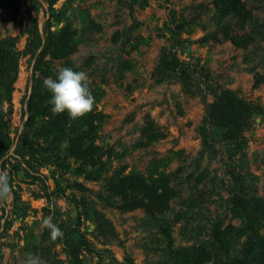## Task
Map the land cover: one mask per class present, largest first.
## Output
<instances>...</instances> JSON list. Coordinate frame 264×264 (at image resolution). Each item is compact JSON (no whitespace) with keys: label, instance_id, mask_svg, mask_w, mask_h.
<instances>
[{"label":"rangeland","instance_id":"obj_1","mask_svg":"<svg viewBox=\"0 0 264 264\" xmlns=\"http://www.w3.org/2000/svg\"><path fill=\"white\" fill-rule=\"evenodd\" d=\"M4 40L19 54L8 101L0 60V264H178L201 247L199 264H245L247 223L264 236L242 223L264 201V0H0ZM64 67L96 103L60 131L43 80ZM165 187V206L147 202Z\"/></svg>","mask_w":264,"mask_h":264},{"label":"trees","instance_id":"obj_2","mask_svg":"<svg viewBox=\"0 0 264 264\" xmlns=\"http://www.w3.org/2000/svg\"><path fill=\"white\" fill-rule=\"evenodd\" d=\"M236 2H232L231 4H227L226 7L223 6V8L221 9V13H227V14H233V15H237V11L239 9L243 10L244 5L240 4L238 6H235ZM48 29H46L47 31ZM29 33V36L31 35V38L28 39V42L26 44L25 47V51L33 53L35 48L39 46L41 38L40 35L37 31V28L34 27L33 30L31 31H27ZM58 35V34H57ZM59 38L66 40L69 44V36L64 35L63 33H59ZM60 40V39H59ZM5 41V40H4ZM6 42V41H5ZM3 42V43H5ZM67 42L65 43V45L67 44ZM0 44H2V41H0ZM69 46V45H68ZM50 42L48 40H46V42H44L42 49L40 50L39 55L42 56L44 54V52H46L47 50L50 49ZM4 48L3 49L0 45V60H2V64L3 67L6 66V68H3V74L4 76L7 74V69H8V75H10V77L8 78V82L5 85V97L4 100L8 101V99L10 98V91H11V80L10 79L16 72V68H17V55L19 54V52L17 50L14 49L13 43L10 44L9 41H7L4 44ZM49 48V49H48ZM65 54V52H64ZM38 58V57H37ZM53 79L56 78V75L54 74L52 76ZM10 79V81H9ZM213 106V105H212ZM27 109L32 111V104L29 102L27 105ZM33 113H35L36 111H32ZM61 116H57L58 122L57 124H55L54 122L51 123L57 130L62 131L66 124H67V113H63V114H59ZM210 112L208 110V106L205 107V111H204V121L209 122L210 120ZM81 127L83 126H78V125H73V128L78 131ZM74 131V132H76ZM79 137L77 138H72L70 137L69 139V148L71 149V152H75L74 148L76 149L79 146ZM146 196L145 199H147V202H149V204H152L154 201H158L160 204H163V206H165V204H167V199L169 197H171L169 189L167 187H165L164 189L161 190V192H157L156 189H152V191H149L148 193H145ZM151 198V199H150ZM243 210H245L246 214L244 213L243 216V221L242 223L244 224L245 221H248L250 219H256L257 222L259 219H263L264 220V201H261L259 199H256L255 201H253L252 203L248 204V207L245 208L243 207ZM248 225L245 226V229L247 230V232H249L248 234V241H246V245L244 247V251H243V260L245 262V264H264V236H262L261 234H259L257 232L258 228L257 226H254L253 222H248ZM258 224V223H257ZM193 249V248H192ZM184 251V257L177 261L178 264H192L193 262L196 264L201 263L203 260H205L206 258H208L209 253L206 251L205 248H200L198 250H190L188 248L183 249ZM196 253H201V255L198 256V258H196L193 254Z\"/></svg>","mask_w":264,"mask_h":264},{"label":"clouds","instance_id":"obj_3","mask_svg":"<svg viewBox=\"0 0 264 264\" xmlns=\"http://www.w3.org/2000/svg\"><path fill=\"white\" fill-rule=\"evenodd\" d=\"M43 86L51 93L48 103L54 115L67 113L71 120L76 121L91 113L96 103L89 86L88 74L84 71H75L70 67L61 68L55 79L45 78ZM254 118L257 121L262 119L260 116ZM11 198L12 188L8 173L0 170V203L7 202ZM42 227L50 230L53 241L64 235L58 226L52 223L51 216L43 220ZM20 264H47V261L39 255L28 254Z\"/></svg>","mask_w":264,"mask_h":264}]
</instances>
